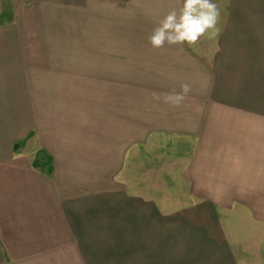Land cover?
<instances>
[{"label": "crops", "instance_id": "obj_1", "mask_svg": "<svg viewBox=\"0 0 264 264\" xmlns=\"http://www.w3.org/2000/svg\"><path fill=\"white\" fill-rule=\"evenodd\" d=\"M122 1L131 16L145 18L148 13L144 10L166 16V9L170 8L167 2H176L178 10L183 5V0H0V264H89L86 263L88 233L81 226L84 221L99 224L108 216L109 236L104 242L109 243L111 239L117 241L118 234L132 235L138 228L135 225L138 220L142 223L139 205L146 204L148 198L130 195L129 187L117 181L123 157L117 149L113 120V133L103 132L98 140L94 139L91 148L96 157L86 164L78 161L79 153L86 147L84 140L68 142L73 153L67 155L62 153L66 147L62 131L60 143L49 138L48 132V123L54 118L48 119L52 113L48 112V17L89 16L93 31L97 32L101 18L111 20L116 4ZM236 1L232 0L225 21L218 22L216 40L201 44L204 48L211 44L220 49L231 46L238 56H243L237 52L238 48L247 51L255 48L257 39L243 40L247 31L244 19L264 14V0L263 5L254 7L246 0L242 4ZM247 92L255 93L254 89ZM205 96V103L199 104L190 97L187 106L189 112L203 114L199 115V121L171 129L173 135L186 129L184 134L195 143L187 177L189 192L205 194V204L197 207L204 212L195 215L205 224L202 253L227 252L234 264H264V249L247 244L251 233L247 236L250 231H243L246 224L264 225V120L261 117L264 111L254 103L221 109L211 102L210 95ZM96 120L89 121L94 124ZM37 140L39 143L31 154L30 143ZM61 143L58 150L55 145ZM48 154L53 160L49 166ZM38 156L40 166L36 167ZM65 166L70 173H64ZM49 169L56 176L54 182L48 179ZM79 172L90 173L89 185L74 179ZM103 177H108V184H100ZM70 191H76V196L70 197ZM81 191L91 196L81 198ZM104 194L109 195L108 202L101 198ZM70 199L76 200L72 210ZM158 204H153L152 212L165 219L167 215L156 212ZM233 227L244 235L239 239L244 243L243 252H234V234L230 237ZM133 239L131 236L130 240ZM220 241L223 244L219 248Z\"/></svg>", "mask_w": 264, "mask_h": 264}, {"label": "rangeland", "instance_id": "obj_2", "mask_svg": "<svg viewBox=\"0 0 264 264\" xmlns=\"http://www.w3.org/2000/svg\"><path fill=\"white\" fill-rule=\"evenodd\" d=\"M213 2L220 9L219 21H225L232 0ZM246 2L253 7L263 5V0ZM167 3L170 8L166 9V15L173 10L179 12L176 2ZM116 5L115 16L111 20L101 18L97 32L93 31L89 16L48 17V112H52L48 119L54 117L48 123L49 138L60 143L62 131V141L66 142L62 153L67 155L73 153L68 142L84 140L86 147L79 153L78 161L86 164L96 157L91 148L94 139L98 140L103 132L113 133V120L117 149L123 157L117 181L123 187H129L130 195L148 198L146 204L139 205L142 223L138 220L135 224L137 230L134 229L132 235L129 232L118 234L117 241L104 242L109 236L108 216L99 224L83 222L81 226L88 233L86 263L234 264L233 257H228L227 252L202 253L205 250V224L195 215L204 212L197 207L205 204V194L189 192L187 177L195 143L184 134L186 129L175 135L171 134V129L183 127L189 121H199V115L203 114L189 112L187 106L191 99H196L197 104L206 101V94L221 109L227 105L254 103L264 111V14L244 19L247 31L243 40H257L250 51L238 48L237 52L243 54L238 56L230 45L229 49L212 44L204 48L201 44L215 41L217 37L209 38L207 33L193 45L165 44L162 48H153L148 38L165 16L154 10H144L148 13L146 18L144 15L131 16L123 1ZM157 12L161 13L160 10ZM236 31L239 33L237 28ZM228 41L233 42L230 38ZM109 60L113 62L111 65L105 63ZM184 83L191 86L185 100L179 106L165 102V95L180 92ZM251 89H254V95L247 92ZM261 117L264 120V112ZM91 119L97 120L92 124ZM35 141L30 143L31 154L34 145L39 143ZM61 146L62 143L55 145L58 150ZM35 161L34 166L39 167V156ZM52 161L48 154V166ZM50 170L53 169L48 170V179L54 182L56 176ZM63 171L70 173L66 166ZM74 179L85 186L91 183L92 176L88 172H79ZM108 180L103 177L100 184H108ZM75 192L70 191L69 196H76ZM79 195L81 198L91 196L86 191ZM101 198L108 202L109 195H101ZM155 203H159L156 212L167 215L165 219H159L152 212ZM69 205V209L75 208L76 200L70 199ZM217 219L219 223L221 215ZM245 230L250 231L247 236L251 233L247 244L264 249V225L246 224ZM232 232L229 234L230 237L234 234V252H243L244 243L239 239L244 235L236 227ZM131 236L133 240H130ZM225 236H228L227 230ZM225 243L229 246L227 238ZM222 244L220 241L219 248Z\"/></svg>", "mask_w": 264, "mask_h": 264}, {"label": "clouds", "instance_id": "obj_3", "mask_svg": "<svg viewBox=\"0 0 264 264\" xmlns=\"http://www.w3.org/2000/svg\"><path fill=\"white\" fill-rule=\"evenodd\" d=\"M219 18V6L213 0H183L179 12H169L153 30L149 43L157 49L165 44H196L206 33L210 38L218 34ZM190 91V84L184 83L180 92L166 94L165 102L179 106ZM155 98L159 99V96Z\"/></svg>", "mask_w": 264, "mask_h": 264}]
</instances>
